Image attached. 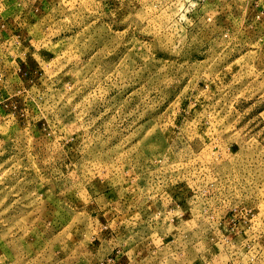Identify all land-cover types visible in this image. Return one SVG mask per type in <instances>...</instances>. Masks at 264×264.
Wrapping results in <instances>:
<instances>
[{"label":"rangeland","instance_id":"1","mask_svg":"<svg viewBox=\"0 0 264 264\" xmlns=\"http://www.w3.org/2000/svg\"><path fill=\"white\" fill-rule=\"evenodd\" d=\"M0 264H264V0H0Z\"/></svg>","mask_w":264,"mask_h":264}]
</instances>
